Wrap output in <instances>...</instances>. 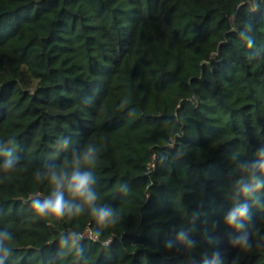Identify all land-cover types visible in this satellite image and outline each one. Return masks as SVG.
Returning <instances> with one entry per match:
<instances>
[{
  "label": "trees",
  "instance_id": "16d2710c",
  "mask_svg": "<svg viewBox=\"0 0 264 264\" xmlns=\"http://www.w3.org/2000/svg\"><path fill=\"white\" fill-rule=\"evenodd\" d=\"M86 144L97 203L120 215L99 236L87 210L30 207L51 190L34 174ZM262 148L264 0H0L3 264H264V189L243 229L225 223ZM244 232L259 249L240 251Z\"/></svg>",
  "mask_w": 264,
  "mask_h": 264
},
{
  "label": "clouds",
  "instance_id": "9594fccd",
  "mask_svg": "<svg viewBox=\"0 0 264 264\" xmlns=\"http://www.w3.org/2000/svg\"><path fill=\"white\" fill-rule=\"evenodd\" d=\"M88 102L90 103V100ZM59 142L64 148L69 145L67 138ZM99 151L97 146L86 144L79 153H72L70 170L63 164L59 168L50 167L44 173L38 170L34 174L35 178L46 180L51 190L43 199L34 198L31 201L30 207L34 215L62 220L65 217L79 216L87 210L97 226L95 231L97 236L100 235L101 230L116 225L120 221L118 210L108 204L97 203L99 193L96 190L97 179L94 169L99 158ZM258 155L261 158L258 163L240 166L248 172V175L236 182L237 202L225 217L226 225L235 228L237 231L243 229L246 220L250 218L247 201L254 198L261 189H264V148L260 150ZM15 166L16 160L11 152H8L2 167L7 172L13 170ZM119 191L127 195L129 192L128 185L120 184ZM240 200L244 202L241 203ZM12 239L13 237L8 231L0 232V253L4 254L0 256V264H3V260L11 255L12 249L5 244V241L10 242ZM177 239L187 249L196 246L189 233L183 230L178 233ZM254 239V237L250 239V234L244 232L234 243L239 246L241 252L249 253L253 251L254 247L259 249V245L254 244ZM76 243L77 241L73 240V244ZM171 246L169 243L168 247ZM218 255L219 253L215 254V256ZM215 256L211 264H216Z\"/></svg>",
  "mask_w": 264,
  "mask_h": 264
},
{
  "label": "built area",
  "instance_id": "2783aa9c",
  "mask_svg": "<svg viewBox=\"0 0 264 264\" xmlns=\"http://www.w3.org/2000/svg\"><path fill=\"white\" fill-rule=\"evenodd\" d=\"M170 147H171V145H170ZM86 232H87L86 235H88L90 238H92V239H96L97 238L92 232H90L88 230ZM86 235H85V233H83V234L80 235V237L85 238Z\"/></svg>",
  "mask_w": 264,
  "mask_h": 264
}]
</instances>
